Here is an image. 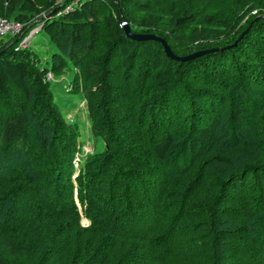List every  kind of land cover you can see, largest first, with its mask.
Instances as JSON below:
<instances>
[{"label":"trees","instance_id":"16d2710c","mask_svg":"<svg viewBox=\"0 0 264 264\" xmlns=\"http://www.w3.org/2000/svg\"><path fill=\"white\" fill-rule=\"evenodd\" d=\"M196 1L235 14L213 26ZM54 2L0 0L24 29L45 16L55 46L40 65L19 46L26 31L0 40V264H264V0H78L60 14ZM123 10L178 56L214 49L169 58L125 34ZM66 66L106 143L74 177L77 129L47 80Z\"/></svg>","mask_w":264,"mask_h":264},{"label":"rangeland","instance_id":"374dc122","mask_svg":"<svg viewBox=\"0 0 264 264\" xmlns=\"http://www.w3.org/2000/svg\"><path fill=\"white\" fill-rule=\"evenodd\" d=\"M70 0H55V4L57 9L64 10L67 6V3ZM179 1V0H178ZM172 2H167L164 6H171ZM220 3L215 2L213 4H205L203 1H196L192 3L187 2V6L192 7L195 11H197V17L199 19H205L208 21L210 25L215 26L218 24L219 20L222 18L226 19L227 14L234 15L235 9L227 7L225 5L219 7ZM250 9L251 5L250 2L246 6ZM123 8L129 10L134 8L132 3H128L127 5L124 4ZM260 11H263L264 8H258ZM126 10H123L122 16V25H128L130 30L134 32L131 28H135L134 33H147L143 31H139V27L135 23L140 20V14H132L128 16L126 14ZM165 11L164 9L162 10ZM257 9L249 10L244 18L241 20V24L245 23V21L249 18L251 13H255ZM126 15V17H124ZM45 16L37 17L33 20L32 27L30 30H35L36 33L29 36L28 33L30 32L27 28L24 29L22 27V31H26L27 34L23 36L24 40H29V44L25 47H31L33 50L39 52L42 62L40 65H46V61L49 59L50 54L55 50L54 42L50 39V37L44 32L42 29L43 21L42 19ZM166 16L161 15V18L158 19L160 24L163 23ZM247 18V19H246ZM128 21V22H126ZM22 23V22H21ZM22 26L24 24L22 23ZM39 28V29H38ZM138 30V31H137ZM23 33V32H22ZM155 34V33H150ZM157 35V34H155ZM160 36V35H157ZM162 38V36H160ZM164 38V37H163ZM165 40V39H164ZM166 41V40H165ZM167 42V41H166ZM168 44V43H167ZM169 45V44H168ZM170 47V46H169ZM179 52H182L179 50ZM174 53V52H173ZM44 59V61H43ZM48 69L50 68V62L47 63ZM78 75V71L73 66H66L62 71L54 72L49 70L47 75V80L50 85V89L54 98L55 103L57 104L63 118L69 123L74 124L77 129V136H76V147L75 153L73 158V169H74V176H77L80 173V170L85 165V162L93 155L102 152L106 148V143L104 139L100 136L95 135L94 131L92 130L91 119L88 111V106L83 96L81 90L77 88L73 89L74 87V78ZM74 203H75V213L77 217V223L81 227H90L92 221L90 217L84 212L83 205L78 201L76 189L74 190ZM22 211V208L19 207L18 211ZM169 225V218L164 219L162 223L159 225L157 232L160 230H164ZM156 239H160V236L155 237ZM176 243L173 245L172 250L169 254H167L165 259L169 262L171 260H177L179 256L176 254ZM152 264H162L160 259H156Z\"/></svg>","mask_w":264,"mask_h":264},{"label":"water","instance_id":"95a60500","mask_svg":"<svg viewBox=\"0 0 264 264\" xmlns=\"http://www.w3.org/2000/svg\"><path fill=\"white\" fill-rule=\"evenodd\" d=\"M124 30H125V34L129 38H132L135 40H149V39H151V40H155V41L160 42L164 48L166 55L169 58H172V59L178 60V61L190 60L196 56H200V55H202L206 52H210L214 49V48H212V49H206V50H199V51H196V52L184 55V56H178L172 52L171 48L169 47L167 42L164 40V38H161L155 34H150V33H134L130 30V27L128 25L124 26Z\"/></svg>","mask_w":264,"mask_h":264},{"label":"built area","instance_id":"2783aa9c","mask_svg":"<svg viewBox=\"0 0 264 264\" xmlns=\"http://www.w3.org/2000/svg\"><path fill=\"white\" fill-rule=\"evenodd\" d=\"M77 1L78 0H70L67 3L65 9L58 12V14L62 13V11H68L72 9ZM22 27H23L22 23L19 21L7 19V18H0V40L7 36H15L18 34H22ZM29 31H30L28 33L29 36L36 33V29L34 31L33 30H29ZM28 44H29V40L26 41L24 40V38H22L19 42L20 47H25Z\"/></svg>","mask_w":264,"mask_h":264}]
</instances>
